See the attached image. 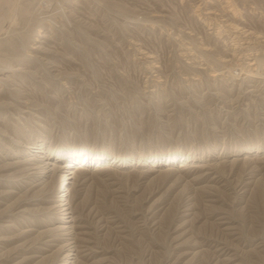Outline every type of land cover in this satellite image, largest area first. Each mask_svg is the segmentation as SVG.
Returning <instances> with one entry per match:
<instances>
[{
    "label": "rangeland",
    "instance_id": "1",
    "mask_svg": "<svg viewBox=\"0 0 264 264\" xmlns=\"http://www.w3.org/2000/svg\"><path fill=\"white\" fill-rule=\"evenodd\" d=\"M36 3L0 0V40L41 30L45 15L36 11ZM24 4L28 12L19 14ZM227 4L239 11L238 19L222 11ZM54 6L46 15L53 13L56 26L47 29L51 39L45 44L53 67L30 68L40 80L32 87L40 104L35 118L41 121H30L22 135L31 128L28 140L45 137L53 149L88 148L127 160L171 154L197 158L183 171L182 161L172 167L121 168L109 162L90 167L74 200L88 234V250L80 260L264 264V0H52ZM228 22L260 38L246 48ZM234 51L238 63H217ZM255 54L261 62L249 72ZM200 163L209 167L198 171ZM33 192L29 207L44 212L31 214L34 224H25L32 237L55 224L45 216L53 200L47 193L31 197ZM22 194L15 193L0 210ZM35 252L7 254L3 264H43Z\"/></svg>",
    "mask_w": 264,
    "mask_h": 264
},
{
    "label": "bare ground",
    "instance_id": "2",
    "mask_svg": "<svg viewBox=\"0 0 264 264\" xmlns=\"http://www.w3.org/2000/svg\"><path fill=\"white\" fill-rule=\"evenodd\" d=\"M36 1L38 2L36 4L39 5L38 7L36 6L38 8V9L36 8V11L40 10L41 11L40 13L44 11L43 13L45 15L42 18L43 21H41V24H40L41 30L37 31L34 34L26 33L25 35H23V33H20L19 36H18V33H16L15 35L16 38L14 37L15 39H13L11 36L9 38H3L0 40V52L5 53V54L0 55V206L7 199L11 200L13 199V197L15 198L16 196L14 195L15 193L19 194L23 190L22 195H20L17 199H14V201H12L4 209L0 210V222H1L0 223V264L4 263V260H6V258L8 257L7 254L17 253L21 250L27 251V249L29 248L31 249V253H36L35 251L40 253V256L38 257H41L43 264L44 263L45 264H84L83 263L84 261L82 262L80 258H82L83 257L82 254L86 253V251L88 250L87 248L88 245L86 244L87 240L85 238L87 231L85 232V229H83L80 226L79 220L80 218H82V214L80 212H77L76 208L74 207V200L76 196V189L80 185L79 184L80 179L82 178L83 175L87 176V174H89L88 171L90 167H95L94 169L101 168L102 165L106 164V162H109V165L113 164L115 167H121V168H126L127 166H130V165H146V164H152L151 166L153 167H156L155 164L157 166L168 164L167 167H172L173 165L175 166V164L182 161L180 162L181 164L178 166V168L180 169L179 171H183L186 167H188L190 163H192L190 162L191 160L193 161V160H196L197 158L192 159V157H189V155L182 157V155L171 154V155L161 158L160 160L157 157H154L152 159L148 158V159L140 160V161L127 160V159L114 157L112 155H109V153H99V151L88 149V148H73L72 147V148H66V149L64 148L53 149V147L52 148L49 147L45 137L38 139V136L37 137L35 136L33 140H28L27 138L29 136H32V134H34L33 133L34 129L31 130V128L30 130H25V132L27 131V133H24L22 135L23 128L26 129L30 127L31 126L30 121L34 119H38V118H35V114L37 113L35 109L38 108L37 106L40 105V104H36L35 102V98L37 96L35 95V91H34V87L38 86L35 84H38L37 81L39 79L36 78L37 79L36 81L35 77L37 74L36 72L31 71L30 68L32 67V65L37 66V63L38 65L42 64L47 67L48 66L53 67V63H54L50 59L51 51H49V48L45 47V44L49 42L48 39L50 38V35H49L50 30H47V29L53 28V26L56 24L52 22L54 20L53 13H51L50 15H46V13L49 11H54L55 6L52 7V0H36ZM22 7L23 6H21V8ZM231 7H233V5L229 6L227 4V6L223 7L222 11L225 12L226 16H229L230 19L231 18L235 19L238 17L239 11L235 7H233L232 9ZM18 12L19 14L21 13L23 15L26 14L28 12V6L26 5L23 9H20ZM26 16H29V14ZM41 17L39 18V20L41 19ZM76 20L77 22H79L78 19ZM226 27H228L229 30H231L233 34L243 36L242 38V40H244L243 45H245L246 48L252 47V45L255 43V41L253 40H257L260 38V36L256 35L254 32L249 31L248 29H245L244 27H240L239 25H236V24L229 23V24H226ZM91 38H93V35ZM91 41L92 40H90V43ZM141 48L138 49L139 53H141L145 57L152 58L154 60V57L152 55H148V53L142 50ZM201 50H203L205 54H208L207 48H203ZM258 55L259 54L257 55L255 54L253 58L251 59V62L250 61L248 62V66L251 67L250 69H248L249 72H251V70H253L255 66L260 64L261 61L260 59H258L257 57ZM236 59H237V55L234 51L231 54H228L225 57H222L221 59H218L216 61L221 66L227 67L230 65L231 62L234 63ZM72 60L74 59L72 58ZM150 60L148 59V61ZM235 62L238 63L239 61H235ZM158 67L159 66L157 65L155 66L153 64L151 66V68H154V70L158 69ZM43 69L45 68L43 67L42 70ZM243 70L245 71V68L241 67L240 71L242 72ZM229 71L231 72L230 69ZM42 72H45V71L43 70ZM215 72L212 74H215ZM67 73L69 74L68 71ZM78 74L79 73H77L76 75ZM80 80L82 81V79ZM38 121H41V120L38 119ZM41 128L44 129V126L42 125ZM208 154H210L211 156H215L212 153H208ZM235 157H236L235 158L236 160H240V156L236 155ZM247 158L248 156L244 155L243 159H247ZM208 167H209L208 164L200 163L198 166H196V169L198 171L200 170L203 171L205 170V168H208ZM64 169H67V170L62 171ZM62 172H66V173H62ZM150 172H152V170ZM33 191H36V192H33ZM31 192H33L30 195L31 197H40V196L42 197L43 194L47 193L49 199L53 200V202H50L52 205L48 208V210H46L45 216L49 218L48 223L55 221V224H52L51 227L48 226L46 229L39 232L37 236H34V237H32V232H31L33 230H30V229L27 230V229H24V227L25 228L27 227L25 226L26 223L34 224L33 221H30L31 214H35L43 210L38 209L37 212H33L34 209L29 207V205L32 203V200L28 198V195ZM16 215H20V217L28 216L29 218L27 219V221L26 219L25 221L19 220L18 216L16 217ZM53 218H55V220H53ZM21 237H23V240L24 239L26 240L22 242L21 244H18L12 247L9 250H4L9 244L19 241ZM37 244H39V247L36 248L35 246ZM41 246H44V247H41ZM49 247H53L54 250L50 253H47L46 251L44 253L42 252L45 250V248L48 249ZM34 257L36 256H31V258H34Z\"/></svg>",
    "mask_w": 264,
    "mask_h": 264
}]
</instances>
